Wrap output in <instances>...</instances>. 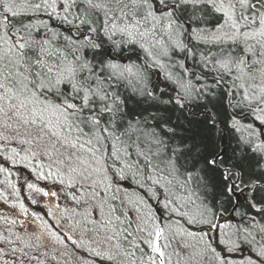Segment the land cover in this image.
<instances>
[{
    "label": "snow or ice",
    "instance_id": "snow-or-ice-1",
    "mask_svg": "<svg viewBox=\"0 0 264 264\" xmlns=\"http://www.w3.org/2000/svg\"><path fill=\"white\" fill-rule=\"evenodd\" d=\"M0 264H264V0H0Z\"/></svg>",
    "mask_w": 264,
    "mask_h": 264
}]
</instances>
